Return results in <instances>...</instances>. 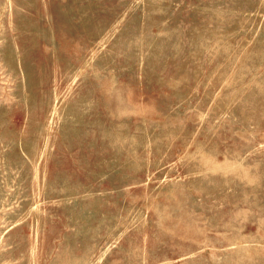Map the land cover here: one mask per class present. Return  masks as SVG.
I'll list each match as a JSON object with an SVG mask.
<instances>
[{"label": "rangeland", "instance_id": "374dc122", "mask_svg": "<svg viewBox=\"0 0 264 264\" xmlns=\"http://www.w3.org/2000/svg\"><path fill=\"white\" fill-rule=\"evenodd\" d=\"M0 264H264V0H0Z\"/></svg>", "mask_w": 264, "mask_h": 264}]
</instances>
